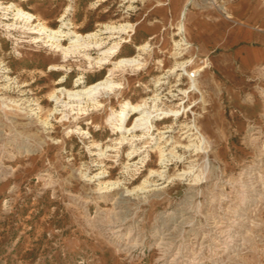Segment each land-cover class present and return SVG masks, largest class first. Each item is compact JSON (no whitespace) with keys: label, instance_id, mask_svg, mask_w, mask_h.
<instances>
[{"label":"rangeland","instance_id":"1","mask_svg":"<svg viewBox=\"0 0 264 264\" xmlns=\"http://www.w3.org/2000/svg\"><path fill=\"white\" fill-rule=\"evenodd\" d=\"M62 18L102 44L63 57L35 42ZM261 52L264 0H0V264H264ZM107 78L119 85L95 101L49 100ZM125 101H145L155 126L112 128Z\"/></svg>","mask_w":264,"mask_h":264},{"label":"bare ground","instance_id":"2","mask_svg":"<svg viewBox=\"0 0 264 264\" xmlns=\"http://www.w3.org/2000/svg\"><path fill=\"white\" fill-rule=\"evenodd\" d=\"M11 6H15V5L11 4ZM15 9H16V14L18 15V17H21V20H24L25 26L32 23V19L34 18V15L31 12L26 11L22 8H18V7H15ZM67 9H70V7H67ZM183 15H182V17H184ZM61 21H62V24L58 29H51L48 26H46L45 24H40V26L38 28H36L35 30H34L35 27H33L32 31L36 34H39L38 35L39 37H34L35 42L42 41V42H45L46 44H48L50 46H55L56 48H58V50H60L62 52L63 57H66L67 54L71 53L73 49H77L80 47L87 48V47H90L92 45L99 46L100 44H102L100 38L97 36L98 34H95V33H89L86 36L80 35L77 32H75L74 30H68L66 33H64V31L62 30V27L65 26L66 23L63 22V18L61 19ZM105 28H106L105 31L111 33L110 35L112 36L113 33H115V31L126 32L127 26L120 25L119 27H117V26L109 25V26H106ZM179 29L181 31V34H183V33L185 34V35H183V38H186V33H189V27L186 25L184 20L180 23ZM62 35H66L69 37V46H63L61 44V42H60L61 37L60 36H62ZM186 40H187V38H186ZM118 46H119V43H113L112 46L108 47L107 49L102 50L101 51L102 56L98 59V61L99 62H105L108 59V56L112 55L117 50ZM85 56L89 57L87 53H85ZM116 63L119 65H131V66H136V65L140 64L136 60V58H134V57H122ZM53 67L54 68H61V67L56 66V65H51V68H53ZM183 69H185V68L183 67ZM190 84H191V88L193 90L197 89L195 80H191ZM118 85H119L118 82H114L113 80L107 78L104 80H99L93 84L83 86L80 90H65L63 88H60V89L55 88L54 90H51L49 92V100H51L52 102L54 101V105H55V107H57L62 102L61 95H64L66 93L69 98H73V99L78 98L79 100H81L82 98L86 97L88 100L95 101L96 96H98L102 91L108 90V89L112 90L115 87H117ZM183 92L185 93V90ZM96 103H99V101H96ZM66 104H67V102H65V105ZM145 105H146L145 101L135 103V104H133L129 101H125L122 104L121 109L118 111V113H111L108 116L107 122L110 124V126L112 128H115V130H117L119 132L128 133V134L134 129L142 128V126H141L142 124L146 125L145 131H150V128H153L155 125L152 124L151 112L148 110H144ZM38 108L40 109V112H41L42 109L40 108V106ZM130 111H132V112L143 111V113L136 117V121L131 128H126L125 123H126V119L128 118ZM178 111L179 110L169 108L167 110H163L162 113L165 116H168V115H176V114H178ZM49 115H53V107L49 110L48 116ZM48 116L44 120L45 124H48ZM193 129L195 131L192 132L191 134H195L194 137L198 138L202 143L205 142L206 138H205L204 134L202 133L200 127L194 125ZM208 130H210V129H208ZM125 139H127V138H125L123 136L121 140H125ZM133 152H134V150H132V152L129 153V155L132 154ZM160 152H162V150ZM145 157H146V155L142 156L140 158V162L143 163L145 160ZM167 159L168 158L164 157V153H160V162L161 163H164V160H167ZM152 172H155V171L152 170L151 173ZM159 174H161V173H159ZM114 184H116V183H114ZM164 244H166V243H164ZM178 252H180V251H178ZM114 264H116V263H114Z\"/></svg>","mask_w":264,"mask_h":264},{"label":"built area","instance_id":"3","mask_svg":"<svg viewBox=\"0 0 264 264\" xmlns=\"http://www.w3.org/2000/svg\"><path fill=\"white\" fill-rule=\"evenodd\" d=\"M177 33H179V32H177ZM198 70H199V69H194V70H192V71H190V72H187V73H186V71H185V73H186L187 78H188L189 81L197 79L198 74H199V71H198ZM180 78H181V77H180ZM180 78H179V79H180Z\"/></svg>","mask_w":264,"mask_h":264},{"label":"crops","instance_id":"4","mask_svg":"<svg viewBox=\"0 0 264 264\" xmlns=\"http://www.w3.org/2000/svg\"><path fill=\"white\" fill-rule=\"evenodd\" d=\"M263 56H264V54H263V52H261V54H260V59L263 58Z\"/></svg>","mask_w":264,"mask_h":264}]
</instances>
